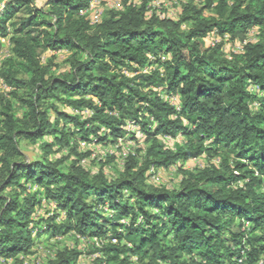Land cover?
Instances as JSON below:
<instances>
[{
	"label": "trees",
	"instance_id": "obj_1",
	"mask_svg": "<svg viewBox=\"0 0 264 264\" xmlns=\"http://www.w3.org/2000/svg\"><path fill=\"white\" fill-rule=\"evenodd\" d=\"M35 1L0 0L10 44L0 59V264H30L41 237L63 235L86 245L90 264H257L264 0H188L176 16L120 0L95 23L93 0ZM128 123L143 145L129 133L123 165L107 154L87 167L92 151L78 142L114 145ZM20 141L38 145L39 159ZM172 166L177 186L151 181ZM82 253L63 248L36 264H76Z\"/></svg>",
	"mask_w": 264,
	"mask_h": 264
},
{
	"label": "rangeland",
	"instance_id": "obj_2",
	"mask_svg": "<svg viewBox=\"0 0 264 264\" xmlns=\"http://www.w3.org/2000/svg\"><path fill=\"white\" fill-rule=\"evenodd\" d=\"M188 0H150V6L154 7L159 10H164L168 12L171 15H178L179 11L181 10V5L185 3ZM44 0H36L35 4L37 6H42ZM102 8H105L104 2L100 3ZM98 6V7H99ZM10 48V44L7 37L0 36V59L2 56H4ZM65 53L60 52L56 54L55 63L59 65L60 72H63L66 70L65 62L63 61L66 58ZM48 56H51L50 52H43L41 57L46 58ZM1 87V84H0ZM3 87V86H2ZM87 114V113H86ZM51 117L53 115L51 114ZM47 139V138H46ZM49 140V139H47ZM133 141V140H132ZM134 142V141H133ZM79 149L85 150V149H91L93 153L98 152V147H101L103 145L96 144L94 142H78ZM19 147L22 150V152L25 154L26 159L28 161L37 160L40 157V150L38 145L32 144L26 141H20ZM87 167H89L91 170L96 171L97 164L95 161H91V159L84 160ZM203 161L201 159H196L194 161L187 162L185 166H183L185 169H191L194 166H202ZM120 168V166H118ZM117 170V169H116ZM116 170L114 169H108V167L104 168V172L107 173V175L114 176L116 175ZM181 179V173L177 170V167H169L168 169H160L159 173L157 174V178L155 179V184H161V185H167L170 187L177 186L179 180ZM35 188V186H34ZM53 209L49 206H43L39 210L40 215H44L45 213H50ZM76 247L77 249H83V252L76 264H90L91 259L94 258L93 255L87 254V248L86 245L82 244L81 241H78L74 239L73 237L69 235H63V236H44L41 237L40 240L37 242L34 252L27 257V262L30 264H36L40 263L42 261L47 260V257L50 255H53L58 250H61L63 248H73Z\"/></svg>",
	"mask_w": 264,
	"mask_h": 264
},
{
	"label": "built area",
	"instance_id": "obj_3",
	"mask_svg": "<svg viewBox=\"0 0 264 264\" xmlns=\"http://www.w3.org/2000/svg\"><path fill=\"white\" fill-rule=\"evenodd\" d=\"M104 2L105 8H119L120 7V0H93L88 8L90 11V17L92 23L98 22L101 14V10L103 9L100 5V3ZM99 6V7H98ZM251 37L249 36V39ZM247 42V39H245L241 44H245ZM241 44H230L228 43V48L232 51H237L238 49L241 48ZM1 84V81H0ZM3 86V85H2ZM166 98L172 102L175 103L176 99L173 96H166ZM127 129V135L124 137H120L117 139L116 143L114 145H103L101 147H98V152L96 153H91L90 159H101L105 157L107 154H114L116 155L117 161H119V165H123L124 159L126 156L130 153H132L135 142H133L131 139H128V134L132 133L136 138L138 145H143V134L140 132L138 127L132 123H128L126 126ZM164 141L167 142H173L174 139H172L169 136H166L163 138ZM90 149V147H89ZM153 172V170H151ZM159 171L155 172L151 176V181H155L157 178V174ZM257 264H264V256L261 257L258 261Z\"/></svg>",
	"mask_w": 264,
	"mask_h": 264
}]
</instances>
